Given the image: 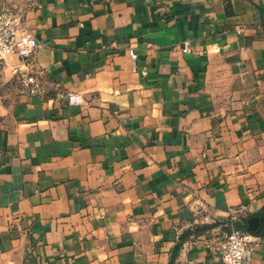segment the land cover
<instances>
[{"label":"crops","instance_id":"0c3cea01","mask_svg":"<svg viewBox=\"0 0 264 264\" xmlns=\"http://www.w3.org/2000/svg\"><path fill=\"white\" fill-rule=\"evenodd\" d=\"M0 4L43 44L44 85L7 59L0 264H223L233 212L264 220V0Z\"/></svg>","mask_w":264,"mask_h":264},{"label":"built area","instance_id":"2783aa9c","mask_svg":"<svg viewBox=\"0 0 264 264\" xmlns=\"http://www.w3.org/2000/svg\"><path fill=\"white\" fill-rule=\"evenodd\" d=\"M42 47L43 44L28 29L25 14L16 8L0 4V77L7 59L10 56H18L23 64L13 70L17 85L32 96L43 95L42 71L36 62V56ZM183 50L192 52L188 42L184 43ZM131 57L133 61L138 59L134 52H131ZM66 98L71 106L85 105L81 95L68 93ZM241 212L242 210L233 212L231 231L224 234L217 245L211 247V250L221 257L223 264H252L259 246L260 239L256 232L235 225L240 221Z\"/></svg>","mask_w":264,"mask_h":264},{"label":"water","instance_id":"95a60500","mask_svg":"<svg viewBox=\"0 0 264 264\" xmlns=\"http://www.w3.org/2000/svg\"><path fill=\"white\" fill-rule=\"evenodd\" d=\"M263 219H259L258 217L251 218L249 220V231L251 232H258L261 222H263Z\"/></svg>","mask_w":264,"mask_h":264},{"label":"trees","instance_id":"16d2710c","mask_svg":"<svg viewBox=\"0 0 264 264\" xmlns=\"http://www.w3.org/2000/svg\"><path fill=\"white\" fill-rule=\"evenodd\" d=\"M238 228H241V227H238ZM241 229H247V226L245 227H242ZM196 233H198L197 231H195ZM192 234H194V231H189L187 233H185L183 236H182V239H181V242L180 244L177 246V248L175 249V252H174V259L178 256L182 246H183V242L186 240L187 237L191 236Z\"/></svg>","mask_w":264,"mask_h":264},{"label":"clouds","instance_id":"9594fccd","mask_svg":"<svg viewBox=\"0 0 264 264\" xmlns=\"http://www.w3.org/2000/svg\"><path fill=\"white\" fill-rule=\"evenodd\" d=\"M237 255H239V253H237Z\"/></svg>","mask_w":264,"mask_h":264}]
</instances>
